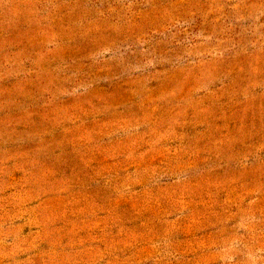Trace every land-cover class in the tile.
Masks as SVG:
<instances>
[{
    "label": "rangeland",
    "instance_id": "obj_1",
    "mask_svg": "<svg viewBox=\"0 0 264 264\" xmlns=\"http://www.w3.org/2000/svg\"><path fill=\"white\" fill-rule=\"evenodd\" d=\"M0 264H264V0H0Z\"/></svg>",
    "mask_w": 264,
    "mask_h": 264
}]
</instances>
